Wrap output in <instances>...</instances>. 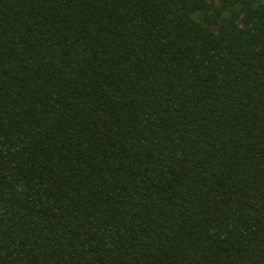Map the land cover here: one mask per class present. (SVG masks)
<instances>
[{"label": "trees", "instance_id": "trees-1", "mask_svg": "<svg viewBox=\"0 0 264 264\" xmlns=\"http://www.w3.org/2000/svg\"><path fill=\"white\" fill-rule=\"evenodd\" d=\"M0 264H264V0H0Z\"/></svg>", "mask_w": 264, "mask_h": 264}]
</instances>
